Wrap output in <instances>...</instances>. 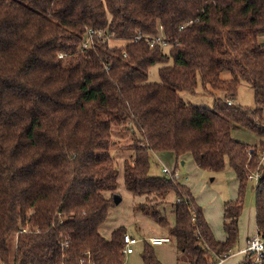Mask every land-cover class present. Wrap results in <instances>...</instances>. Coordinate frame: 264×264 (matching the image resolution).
<instances>
[{"label": "trees", "instance_id": "1", "mask_svg": "<svg viewBox=\"0 0 264 264\" xmlns=\"http://www.w3.org/2000/svg\"><path fill=\"white\" fill-rule=\"evenodd\" d=\"M89 27L103 34L84 48ZM160 34L166 47L147 42ZM263 36L264 0H0V264H125L127 227L100 230L116 205L113 125L135 136L124 180L143 197L136 210L168 229L178 261L217 264L233 253L256 170L264 235ZM155 65L160 80L149 81ZM242 83L254 89V107L229 104ZM198 90L212 107L180 94ZM241 128L258 142L233 135ZM165 151L177 158L174 172L191 155L202 170L228 164L236 174L224 241L181 179L150 174L152 153ZM154 246L144 240V264H163Z\"/></svg>", "mask_w": 264, "mask_h": 264}, {"label": "rangeland", "instance_id": "2", "mask_svg": "<svg viewBox=\"0 0 264 264\" xmlns=\"http://www.w3.org/2000/svg\"><path fill=\"white\" fill-rule=\"evenodd\" d=\"M264 37V36H263ZM160 65L152 66L149 70V81H159L158 69ZM223 77H229L228 72H223ZM201 89V88H199ZM181 96L184 100L192 105L212 107L214 103V97L210 93H203L198 90L196 94L187 91H182ZM236 105L243 107H254L256 105L254 89L247 83H242L238 87L237 95L233 99ZM233 135L240 138L242 141L254 145L258 142L257 135L245 128L236 129ZM135 136L131 130H128L125 125H113V146L111 147V153L116 160L119 170L118 174V187L116 194L122 197V201L111 208L108 218L102 224L100 230L105 236L108 235L110 227L125 225L128 230L133 234H138L139 242L134 245V253L126 255L125 264H144L141 252L144 246V240L149 238L150 235L156 232H161V228L150 217L143 215L137 211V204L141 201L139 195H135L125 186L124 180V160L133 154L131 150V144L133 143ZM179 173L182 175V179L185 177L190 178V184L194 196L197 198L199 204L204 208L206 217L214 216L212 225L214 226V232L216 234H223L224 241L226 239L225 230L222 229L221 213L218 209L216 211L215 203L219 205L224 201L230 199L234 194L238 195V186L236 176L232 173L231 168L227 164L225 169L220 172H212L209 170H202L196 166L191 155H185V157L179 160ZM184 161V164L182 162ZM177 164V158L173 152L165 151L152 153L150 157V174L154 176H163V167L166 166L171 170H174ZM256 183L249 180L244 194V209L242 212L241 220L244 219L245 228H247L249 222H254L253 213L256 207ZM170 197H167V202H171ZM172 204V203H171ZM168 207V205H167ZM212 210V212H211ZM167 216L170 221L173 220V214L171 210L167 212ZM208 220V219H207ZM140 227V231H138ZM216 228V229H215ZM244 227L242 225V231ZM139 232V233H138ZM166 235V234H165ZM215 235V234H214ZM146 237V238H145ZM215 237L220 240L216 235ZM16 243L14 239L13 244ZM245 243L242 244V247ZM238 247L234 248V252ZM158 256H163L164 262H176V255L174 252V243H166L163 246L155 247ZM161 256V257H162ZM246 254L234 253L227 257L224 264H240L244 262Z\"/></svg>", "mask_w": 264, "mask_h": 264}, {"label": "built area", "instance_id": "3", "mask_svg": "<svg viewBox=\"0 0 264 264\" xmlns=\"http://www.w3.org/2000/svg\"><path fill=\"white\" fill-rule=\"evenodd\" d=\"M183 28V26H181ZM101 31H97L93 28H88L86 37L83 41V47H89L94 44V39L98 35L99 37L102 36ZM147 42L151 45L154 46L156 43H161L162 46L166 47L168 44L166 40L164 39V35L160 34L158 36H151V37H146ZM61 57L63 56L62 54L60 55ZM126 56V53H124V57ZM229 104H234L233 100H229ZM264 161V156L261 159V162ZM163 172L169 176H174L175 178L181 179L182 175H180L179 171H173L169 169L168 167L164 166L163 167ZM260 178H261V172L259 170H256L254 172H250L248 175V179L251 181H254L256 183V188L260 186ZM171 237L168 236H153L149 237L148 241L151 244L158 245L162 244L165 242L171 241ZM124 253L125 254H131L135 251L134 245H136L139 242V238L131 236L129 233H126L124 235ZM244 253L248 254H253L254 255V263H260L263 256H264V235L259 232V228L257 229L256 233L253 234V236L250 238L248 241L247 246L242 250ZM222 260V259H220ZM219 260V261H220Z\"/></svg>", "mask_w": 264, "mask_h": 264}, {"label": "crops", "instance_id": "4", "mask_svg": "<svg viewBox=\"0 0 264 264\" xmlns=\"http://www.w3.org/2000/svg\"><path fill=\"white\" fill-rule=\"evenodd\" d=\"M195 163V162H194ZM182 164H184V161H183V163ZM197 166V165H196ZM199 168V167H198ZM175 169V168H174ZM232 173L236 176V174L232 171ZM181 181L182 182H184V184H186L190 189H191V191H192V186H191V184H190V178L189 177H185V179H182L181 178ZM236 181H237V186H238V179H237V176H236ZM255 188H256V186H255ZM193 193V192H192ZM194 195V194H193ZM170 197L169 199H171V202H167L166 201V203H165V207H166V213L168 212V211H170L171 210V213H172V204L174 203V201H175V195H174V193H170V194H168L167 195V197ZM196 198V197H195ZM237 198V194H234V196H232L230 199H228V200H234V199H236ZM141 200H143V197H142V199ZM196 200H197V198H196ZM227 201V200H226ZM226 201H224V203L226 202ZM197 202H198V200H197ZM172 203V204H171ZM224 203H222L221 205H219L218 204V202H216L215 203V207H216V211L219 209L220 210V213H221V216H220V218H221V224H222V229L224 228ZM198 204H199V202H198ZM167 205H168V207H167ZM200 205V204H199ZM201 206V205H200ZM202 207V206H201ZM202 209H203V212H204V216L206 215V212H205V210H204V208L202 207ZM211 212H212V210H211ZM173 214V213H172ZM241 216H242V214H241ZM241 216H240V218H239V239H238V243H237V245H236V247H238V245H239V248L237 249V251L236 252H234L233 251V253L232 254H234V253H240V254H246V253H244L242 250L247 246V244H248V241L250 240V238L253 236V234H255L256 233V231H257V229H258V226H257V221H256V207H255V211H254V213H253V217H254V222L253 223H250L249 222V224H248V226H247V228H245V225H244V219H242L241 220ZM205 218H206V220L208 221V223H209V225H210V227H211V229H212V231H213V233L220 239V241H222L221 239H223V234H222V231H221V234H216L215 232H214V226L212 225L213 223H212V221H213V218H214V216H209V218L208 217H206L205 216ZM172 222H174V215H173V220H172ZM242 225H243V227H244V229H243V231H242ZM118 226V225H117ZM117 226H113V227H110V229L107 231L108 232V235L110 236L111 235V232H112V230L115 228V227H117ZM161 229V232H156L155 234H153V235H150L149 237H153V236H166L167 235V232H168V229L166 228V227H163V226H160V225H158ZM216 229V228H215ZM127 230H128V228H127ZM225 230V229H224ZM138 231H140V227H138ZM128 233V232H127ZM139 233V232H138ZM129 234L131 235V236H134V237H137V238H139L137 235L138 234H133L132 232H129ZM166 234V235H165ZM225 235H226V232H225ZM108 237V236H107ZM146 238V237H145ZM146 240H148V238L146 239ZM170 242H173L174 243V252H175V255H176V262L175 263H172V262H168V263H165L164 262V258H163V256L161 257V256H158L160 259H161V261L163 262V264H190L189 262H187L186 261V258L184 257V256H182L181 258H182V260H179L178 261V258H179V254H178V252H177V249H176V246H175V241H174V239L172 238V240L171 241H169V242H165V243H162V244H158V245H155L154 246V244H152L154 247H160V246H163L164 244H166V243H170ZM243 243H245V245L242 247V244ZM134 253V252H133ZM132 254V253H131ZM231 254V255H232ZM127 255V254H126ZM158 255V254H157ZM247 255V254H246ZM230 257V256H229ZM225 260H226V258L225 259H222V260H220V261H218V263L217 264H224V262H225Z\"/></svg>", "mask_w": 264, "mask_h": 264}, {"label": "water", "instance_id": "5", "mask_svg": "<svg viewBox=\"0 0 264 264\" xmlns=\"http://www.w3.org/2000/svg\"><path fill=\"white\" fill-rule=\"evenodd\" d=\"M113 198H114L115 204H118V203H120L122 201V197L119 196L118 194H114Z\"/></svg>", "mask_w": 264, "mask_h": 264}]
</instances>
